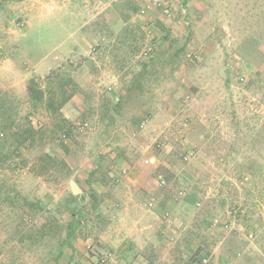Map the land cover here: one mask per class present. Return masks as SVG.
Returning <instances> with one entry per match:
<instances>
[{
  "label": "rangeland",
  "instance_id": "374dc122",
  "mask_svg": "<svg viewBox=\"0 0 264 264\" xmlns=\"http://www.w3.org/2000/svg\"><path fill=\"white\" fill-rule=\"evenodd\" d=\"M151 1L24 0L1 10L0 98L37 134L24 160L0 166V264H47L64 259L68 240L93 244L95 226L108 224L87 208L90 196L76 215L66 212L71 180L96 191L109 220L114 192L125 202L135 193L139 211L126 227L151 198L148 208L163 204L166 229L158 219L139 222L156 227L153 235L163 231L164 242L150 249L155 264H196L200 256L209 264L260 263L264 0H169L170 17L145 9ZM52 90L55 107L70 95L60 110L48 107ZM0 132V142L14 141ZM189 150L195 155L185 159ZM44 153L68 167L55 163L39 174Z\"/></svg>",
  "mask_w": 264,
  "mask_h": 264
},
{
  "label": "crops",
  "instance_id": "0c3cea01",
  "mask_svg": "<svg viewBox=\"0 0 264 264\" xmlns=\"http://www.w3.org/2000/svg\"><path fill=\"white\" fill-rule=\"evenodd\" d=\"M156 161L157 160L155 158L154 162L156 163ZM117 167L119 169V166ZM140 179L141 178L130 180V182L133 183L132 187H134L135 192L137 188L136 186L138 185L137 182H140L138 181ZM116 181L118 182V178L116 179ZM88 196L90 195L85 194V200H87ZM121 196L123 195L115 191L114 192V205H113L114 208L107 209L108 211L113 209L112 211L108 213L110 214L112 220L111 219L109 220L110 217L108 219L103 218V215H101L99 211L100 208L98 206V205L102 206L103 204H98V200L97 202H95L94 198L90 196L91 201L89 200L87 208L88 209L90 208L89 209L90 211L99 215L98 217L100 218V221L103 222L102 225L108 224V226L104 228L103 227L100 228L101 223L95 226L96 228L95 233L97 237L91 246L86 245L87 241L86 243H84V241L80 237L77 238V240L66 241L65 243H63V245L67 247L65 250H63L64 259L62 260L59 259L60 256L57 254L56 257L54 256V258H52L47 264H95L93 262L94 260L96 261V259L101 256V252L105 253L106 251H109V250L114 252V260H113L114 263H110V264H155L156 261H158L159 257L154 256V254L151 253L150 249L154 248V246L158 244V241L164 242L162 238L163 231L160 229L159 230L156 229V231L158 230L157 235H153L155 233L156 227L154 228L152 225L147 224L146 226L140 228V223H142L141 222L142 217L143 219L146 220V221L144 220L143 222H146V223L155 222L156 219H158L160 222L163 223L161 227L163 229H166L167 226L164 221V219L166 218H164V215H163L164 214L163 212L166 210L165 209L166 207L163 206V204H161L160 202H157L156 203L157 207L156 206L154 208L147 207L146 209L143 207V204H144L143 203L142 204L143 209H145L147 212L151 210V213H147L144 211L145 213L142 214L138 223L134 221V223L131 224V222L128 221L130 226L126 227V223H123V221L124 219H126L127 215L138 213L139 210L136 207H139L138 206L139 199L136 197L135 193L132 196L126 195V199H127L126 202L124 200L125 198H121ZM118 199L122 201H119ZM108 200L109 199L107 198V201ZM128 200L133 201L131 202V205L127 203L129 202ZM124 203H127L126 207H124ZM107 207L104 206V208H107ZM135 208L137 211L135 210ZM133 210H135V213ZM136 215L138 216V214ZM81 217L83 216L81 215ZM76 232L77 231H75V233ZM150 235H152L151 239L148 237ZM145 237L147 239H145ZM18 241L22 242L23 239L19 238ZM257 244L259 243H256L255 250H258L256 252H259V251L261 252V253L259 252L261 254L260 255L261 261L259 264H264V246H260L261 248L263 247L262 248L263 250H262L259 246H257ZM251 250L254 251L253 248ZM91 252H93V254H96L95 256L97 258L94 257V255ZM183 258L184 257H180L181 260ZM170 260H171V257H170Z\"/></svg>",
  "mask_w": 264,
  "mask_h": 264
},
{
  "label": "trees",
  "instance_id": "16d2710c",
  "mask_svg": "<svg viewBox=\"0 0 264 264\" xmlns=\"http://www.w3.org/2000/svg\"><path fill=\"white\" fill-rule=\"evenodd\" d=\"M24 0H0V12L1 10L9 3V2H19ZM66 81V80H61ZM31 83H35V81H31ZM54 92V95H53ZM38 93L37 99L42 101L43 97H41L42 91H37ZM51 95L48 99V107L49 109L54 108V110H60V108L69 100V96L67 95L64 97L57 107L54 105V97L55 91H51ZM6 107V102L4 98H0V128L4 130H9L12 133V136L14 138V141L12 143L7 144L5 141L0 142V166H10L13 157H21L23 160L24 151L31 147L34 144L35 135L37 134V131L35 128L28 124L26 126L21 125V123L16 122V119L8 113ZM2 108V109H1ZM65 135V138L68 135V132L63 133ZM65 148V146H64ZM40 159L46 163L44 165L41 163L38 165L40 169H38L39 174H44L45 172H49L52 170V167H55V163H59L61 165H67V161L65 159H58L56 157H53L52 155L48 153H44L43 155H40ZM53 162V163H52ZM101 164H97L94 169H92L89 173L86 179L87 183L91 184V181L93 178H96V172L100 168ZM79 186L82 187L81 183L78 180H75ZM83 188V187H82ZM84 192L81 195H74L72 192H70V197L66 199L63 203H61L64 207L67 213L74 216L76 215L77 210L81 208H85V194H87V191L83 188ZM96 191L90 190V196L96 199ZM93 200V201H94ZM61 205V206H62ZM56 259V258H55Z\"/></svg>",
  "mask_w": 264,
  "mask_h": 264
},
{
  "label": "built area",
  "instance_id": "2783aa9c",
  "mask_svg": "<svg viewBox=\"0 0 264 264\" xmlns=\"http://www.w3.org/2000/svg\"><path fill=\"white\" fill-rule=\"evenodd\" d=\"M151 8H158L162 11V13L164 15H166L167 17L171 16V7H170V2L169 0H152L151 3H149L145 9H151ZM144 11V10H143ZM153 51V46H150L149 48H147L144 52L145 55H149L150 52ZM144 124L142 123L140 127H143ZM86 128V123L82 124L81 126L77 127L78 131H83ZM2 137V132H0V138ZM63 138H65V135H62ZM195 155V151L194 150H189L188 152H186L185 155V159H191L192 157H194ZM221 161H223L224 159H220ZM151 160H147L146 162H149ZM160 181L161 183H165V180L162 178V176H160ZM178 194L180 196H183L185 194L184 190H180L178 192ZM155 199L151 198L150 200L147 201L146 206L148 207H153L154 203H155ZM168 212L165 211L164 212V218H167L168 216ZM219 221L218 219H214V223L217 224ZM222 227L230 230L231 228H233V224L230 222H223ZM252 236V235H251ZM112 260H114V252L109 250L107 251L104 255H102L96 264H109ZM210 260L207 256H200L198 258V261L196 262V264H209Z\"/></svg>",
  "mask_w": 264,
  "mask_h": 264
},
{
  "label": "water",
  "instance_id": "95a60500",
  "mask_svg": "<svg viewBox=\"0 0 264 264\" xmlns=\"http://www.w3.org/2000/svg\"><path fill=\"white\" fill-rule=\"evenodd\" d=\"M70 187H71V192L74 195L83 193V190L81 189V187L78 185V183L75 180L70 181Z\"/></svg>",
  "mask_w": 264,
  "mask_h": 264
},
{
  "label": "clouds",
  "instance_id": "9594fccd",
  "mask_svg": "<svg viewBox=\"0 0 264 264\" xmlns=\"http://www.w3.org/2000/svg\"><path fill=\"white\" fill-rule=\"evenodd\" d=\"M3 71H4V72H7V71H8L7 66L4 67Z\"/></svg>",
  "mask_w": 264,
  "mask_h": 264
}]
</instances>
